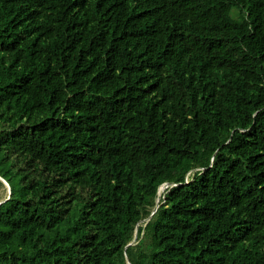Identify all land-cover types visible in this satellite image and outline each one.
I'll use <instances>...</instances> for the list:
<instances>
[{
    "label": "trees",
    "instance_id": "16d2710c",
    "mask_svg": "<svg viewBox=\"0 0 264 264\" xmlns=\"http://www.w3.org/2000/svg\"><path fill=\"white\" fill-rule=\"evenodd\" d=\"M0 176V264H264V0H0Z\"/></svg>",
    "mask_w": 264,
    "mask_h": 264
},
{
    "label": "water",
    "instance_id": "95a60500",
    "mask_svg": "<svg viewBox=\"0 0 264 264\" xmlns=\"http://www.w3.org/2000/svg\"><path fill=\"white\" fill-rule=\"evenodd\" d=\"M0 179H2L3 181H4V183L7 185V187H8V191H9V193L11 192V187H10V185H9V183L7 182V180L6 179H4L3 177H1L0 176ZM167 185L166 184H164L163 186H161V188H165ZM160 188V189H161ZM159 193H161L160 191H159ZM159 207V205H157V207L155 208V210L153 211V213L157 210V208ZM152 213V214H153ZM151 214V215H152ZM137 237V235H135V238ZM131 244H133V242H131V243H129L128 245H131ZM127 259H128V262H129V264H131V262H130V260H129V257H127Z\"/></svg>",
    "mask_w": 264,
    "mask_h": 264
},
{
    "label": "rangeland",
    "instance_id": "374dc122",
    "mask_svg": "<svg viewBox=\"0 0 264 264\" xmlns=\"http://www.w3.org/2000/svg\"><path fill=\"white\" fill-rule=\"evenodd\" d=\"M164 190V189H163ZM162 190V191H163ZM5 194H6V192H5V190H3L2 192H1V194H0V203H1V199H3V197L5 196ZM137 233H138V231H136V235H137Z\"/></svg>",
    "mask_w": 264,
    "mask_h": 264
},
{
    "label": "bare ground",
    "instance_id": "6f19581e",
    "mask_svg": "<svg viewBox=\"0 0 264 264\" xmlns=\"http://www.w3.org/2000/svg\"><path fill=\"white\" fill-rule=\"evenodd\" d=\"M197 171H198V170H197ZM166 182H167V181H166ZM178 184H179V183H178ZM160 185H161V184H160ZM166 185H167V187H168V184H167V183H166ZM172 187H173V186H172ZM163 189H164V188H161V189H160V192H162ZM160 196H161V195H160ZM161 198H162V197H161ZM163 198H164V197H163ZM159 201H160V200H159ZM158 209H159V208H158ZM156 213H157V212H156ZM156 213H155V214H156ZM128 263H129V262H128Z\"/></svg>",
    "mask_w": 264,
    "mask_h": 264
}]
</instances>
